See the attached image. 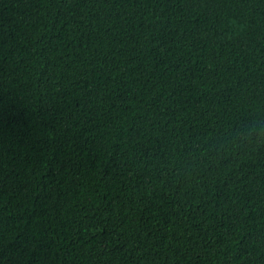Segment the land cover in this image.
Wrapping results in <instances>:
<instances>
[{"label": "trees", "instance_id": "16d2710c", "mask_svg": "<svg viewBox=\"0 0 264 264\" xmlns=\"http://www.w3.org/2000/svg\"><path fill=\"white\" fill-rule=\"evenodd\" d=\"M264 0H0V264H264Z\"/></svg>", "mask_w": 264, "mask_h": 264}, {"label": "clouds", "instance_id": "9594fccd", "mask_svg": "<svg viewBox=\"0 0 264 264\" xmlns=\"http://www.w3.org/2000/svg\"><path fill=\"white\" fill-rule=\"evenodd\" d=\"M260 141H264V124L253 121L234 130L232 139L227 146L240 149Z\"/></svg>", "mask_w": 264, "mask_h": 264}]
</instances>
